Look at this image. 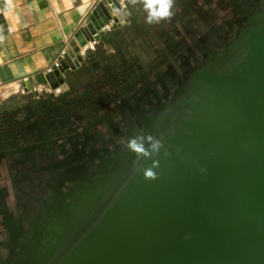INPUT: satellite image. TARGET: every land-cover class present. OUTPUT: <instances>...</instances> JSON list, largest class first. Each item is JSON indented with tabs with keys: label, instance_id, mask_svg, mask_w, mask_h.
Segmentation results:
<instances>
[{
	"label": "flooded vegetation",
	"instance_id": "obj_1",
	"mask_svg": "<svg viewBox=\"0 0 264 264\" xmlns=\"http://www.w3.org/2000/svg\"><path fill=\"white\" fill-rule=\"evenodd\" d=\"M137 3L64 86L0 104V264H60L150 159L126 141L166 144L198 82L229 73L264 34V0H174L151 24Z\"/></svg>",
	"mask_w": 264,
	"mask_h": 264
},
{
	"label": "water",
	"instance_id": "obj_2",
	"mask_svg": "<svg viewBox=\"0 0 264 264\" xmlns=\"http://www.w3.org/2000/svg\"><path fill=\"white\" fill-rule=\"evenodd\" d=\"M119 1L99 0L59 65L36 73V83L64 86L94 56L82 51L88 41L114 31L112 20L130 22L118 17ZM198 83L191 117L145 161L159 160L158 178L138 170L60 264H264V34L250 38L229 73ZM9 84L10 95L37 94L29 79Z\"/></svg>",
	"mask_w": 264,
	"mask_h": 264
},
{
	"label": "crops",
	"instance_id": "obj_3",
	"mask_svg": "<svg viewBox=\"0 0 264 264\" xmlns=\"http://www.w3.org/2000/svg\"><path fill=\"white\" fill-rule=\"evenodd\" d=\"M98 1L0 0V92L23 79L36 87L34 75L51 66L64 37L85 25Z\"/></svg>",
	"mask_w": 264,
	"mask_h": 264
},
{
	"label": "clouds",
	"instance_id": "obj_4",
	"mask_svg": "<svg viewBox=\"0 0 264 264\" xmlns=\"http://www.w3.org/2000/svg\"><path fill=\"white\" fill-rule=\"evenodd\" d=\"M132 2H142L143 8L147 13L146 22L149 24L170 19L173 15L174 0H132ZM7 3L11 6L12 0H7ZM125 146L131 153L135 154L136 159H139L140 157L152 158L153 155L158 157L165 148V143L161 138L146 134L130 137L126 141ZM165 155H168V153H165ZM158 167L159 160L152 159L151 166L141 168L144 178L148 180L157 179L158 176L155 169Z\"/></svg>",
	"mask_w": 264,
	"mask_h": 264
},
{
	"label": "built area",
	"instance_id": "obj_5",
	"mask_svg": "<svg viewBox=\"0 0 264 264\" xmlns=\"http://www.w3.org/2000/svg\"><path fill=\"white\" fill-rule=\"evenodd\" d=\"M124 2H125L124 0H120L119 1L120 5H121V7L123 9V13L122 14H119L118 17H120L121 19L127 21V19L128 20L130 19V9H129L128 4H126V6H125V3ZM113 15H116V14L113 12ZM114 23H118V25H119L118 18L116 20H112L108 25H106V28L107 29H110ZM73 38H74V35H72L71 37H64L62 46L59 49V51H58L55 59L53 60L51 66L46 71H44V72L51 71L53 66L57 67L59 65L60 60L62 58H64V56L70 50V48H71L70 42H71V40ZM87 48H90V49H94L95 50V48H96V42L94 40L93 41H88L87 44L85 46H83L82 51L84 49H87ZM40 86H44V85L43 84H37L36 87L32 85V89L34 90V89L37 88V90H39ZM20 92H23L22 89H20ZM4 93H5V95H4ZM10 94H11L10 89L7 90V93L6 92H0V95L3 98L2 100H4L5 98H7L8 95L10 96Z\"/></svg>",
	"mask_w": 264,
	"mask_h": 264
},
{
	"label": "rangeland",
	"instance_id": "obj_6",
	"mask_svg": "<svg viewBox=\"0 0 264 264\" xmlns=\"http://www.w3.org/2000/svg\"><path fill=\"white\" fill-rule=\"evenodd\" d=\"M142 2H138L137 4H134V5H132V8H133V10H134V13H135V15H134V17H137L138 15H136V14H138V10H139V6H140V4H141ZM107 39H106V37L102 40V42H101V47L103 48V49H106V47L108 46V44H107ZM73 73V72H72ZM72 73H71V75H72ZM72 77H73V75H72ZM18 96H13V98L11 99V100H15L16 98H17Z\"/></svg>",
	"mask_w": 264,
	"mask_h": 264
},
{
	"label": "trees",
	"instance_id": "obj_7",
	"mask_svg": "<svg viewBox=\"0 0 264 264\" xmlns=\"http://www.w3.org/2000/svg\"><path fill=\"white\" fill-rule=\"evenodd\" d=\"M142 6H143V4L141 3L140 6H139V8H141ZM112 32H113V31H112Z\"/></svg>",
	"mask_w": 264,
	"mask_h": 264
},
{
	"label": "bare ground",
	"instance_id": "obj_8",
	"mask_svg": "<svg viewBox=\"0 0 264 264\" xmlns=\"http://www.w3.org/2000/svg\"><path fill=\"white\" fill-rule=\"evenodd\" d=\"M4 95H5V93H4Z\"/></svg>",
	"mask_w": 264,
	"mask_h": 264
}]
</instances>
